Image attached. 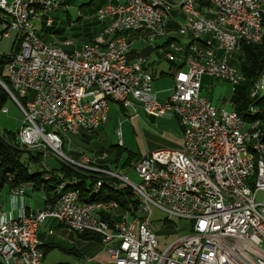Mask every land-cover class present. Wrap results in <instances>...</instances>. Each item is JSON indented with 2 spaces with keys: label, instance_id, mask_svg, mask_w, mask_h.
<instances>
[{
  "label": "built area",
  "instance_id": "obj_1",
  "mask_svg": "<svg viewBox=\"0 0 264 264\" xmlns=\"http://www.w3.org/2000/svg\"><path fill=\"white\" fill-rule=\"evenodd\" d=\"M63 1L44 0L35 18H28L27 0H0V42L15 36L13 51L0 53L7 60L0 85L24 113L17 143L41 153L45 177L57 178L53 200L40 209L27 198L28 184L10 188L12 210L0 202V264L4 258L21 264V254H28V264H44L39 231L47 223L99 236L114 264H264V201L257 202L264 192V118L255 103L264 99V72L251 87L248 120L234 100L245 81L239 66L243 46L264 40V0H201L220 16L222 30L210 20L185 19L173 33V10H192L191 0H110L96 14L105 23L97 48L51 51L38 26H52L51 13ZM107 34H114L113 42H106ZM151 38L167 40L161 53L176 64L175 87L166 100L155 91L149 56L134 52L136 40L150 44ZM165 45H176L177 54L165 53ZM200 57L211 58V66L200 64ZM206 77L232 85V97L222 99L225 107L203 94ZM110 102L135 113L134 103H143L149 116L173 112L179 119L181 149H157L131 162L128 171L139 174V184L113 169L107 152L74 159L63 150L60 127L71 135L92 133L107 120ZM210 117H219V124H210ZM118 138L122 143L121 131ZM50 156L96 180L92 193L120 181L138 200L137 212L126 209L125 218H117L116 203L81 205L79 188L63 192L64 184L77 186L79 180L48 167ZM213 175L222 176V192ZM152 206L168 220H189L190 232L167 236L162 246Z\"/></svg>",
  "mask_w": 264,
  "mask_h": 264
},
{
  "label": "rangeland",
  "instance_id": "obj_2",
  "mask_svg": "<svg viewBox=\"0 0 264 264\" xmlns=\"http://www.w3.org/2000/svg\"><path fill=\"white\" fill-rule=\"evenodd\" d=\"M89 1L90 0H72L68 3L66 9L64 7V0L60 8L51 13L53 23H55L54 20L56 21L55 25L53 24L55 28L54 31L45 34L43 32L42 23H39V34L44 37L41 38L43 40L45 39L48 45L62 49L64 51H75L77 48L81 47L84 43H86L84 41L85 39L74 37L72 28L79 25V23L84 24L86 22L95 20L97 13L93 15H86L87 9L80 8L82 4ZM80 15H85L82 18V22L77 21ZM94 39H96V37ZM67 41H70L71 43L66 44ZM163 41L164 40L161 38L149 39V42L153 46L160 44ZM14 42L15 36L3 39L0 42V53H11L13 51ZM77 43L82 44L77 45ZM149 58V64L154 71L158 72V74L161 73V71L166 72V74L162 78L159 76V78L156 80V84L157 82L165 80L160 85H167V87H165L167 88V90L173 85L175 87V80H173L172 76H170V69L172 67L174 68V66L171 65V62L165 56L159 55L157 52L151 53ZM205 81V84L209 85L210 88L205 86L203 88V94L209 96L213 104L218 106L219 108L225 107L224 103H222V99L225 100L232 97V85L220 79L212 77H206ZM3 105L8 108V112L0 111V131L9 138V135L11 134H18L23 124L24 113L11 96L7 97ZM135 107L138 113H135L133 109L130 108L127 110H122L116 102H111L109 119L105 124L100 126L98 131H94L87 135H84L86 134V132H81L79 135H71V133H68L66 135L62 134L64 140V152L74 159L81 158L82 154L88 155L90 157H97L102 154L100 153L101 147L110 155V158L113 159V156H115V154H111L108 150L115 151V145L120 144L118 140V132L121 131L123 139V144L121 145H123L127 150L121 160V165H123V163L129 156V152L146 155L150 152V148L152 145L160 143L158 146H170L169 144H173L180 137H182V133L180 132V130L167 125L165 122H163L164 119L162 120V118H152L145 113L144 108L139 104H136ZM230 108V106L227 107L228 110H230ZM169 116L170 115H167L165 119H168ZM149 136L151 137L149 138ZM15 140L17 141V137H15ZM157 149L160 148L153 149L152 151ZM46 164L48 167L58 168L61 165V162L54 156H50L46 160ZM30 168L31 170H33V166H31ZM112 168L118 170L120 173L127 174V176L134 183L139 184L141 182L139 174L134 170L128 171L129 169L117 168L116 164H113ZM39 170L45 171V167L41 166L39 167ZM11 177L12 176H9L10 180L12 179ZM119 187L122 186L119 185ZM4 193L2 197L3 203L5 204L4 209L6 211H10L13 208L11 196L9 194H6V191ZM44 196V191H31L27 195V198L29 201L33 202V205L35 207V205L43 204ZM261 201H264V192H260L257 195V202ZM152 211V222L158 228L159 235L161 237L166 238L167 236L171 235L182 236L190 232L189 220H182L179 218H172L168 220L167 214L155 206H152ZM161 237H159V239L162 240L161 244L162 246H164L167 242H169V240H164ZM61 244L67 248H71L73 246L69 243H66V241L62 242ZM99 260L104 261L105 264H113L112 261L108 259H102V257H100ZM64 262H69L71 264H80L81 259L78 256L69 254L59 248H55L49 251L46 258L44 259V264H58ZM87 264L95 263L93 262Z\"/></svg>",
  "mask_w": 264,
  "mask_h": 264
},
{
  "label": "trees",
  "instance_id": "obj_3",
  "mask_svg": "<svg viewBox=\"0 0 264 264\" xmlns=\"http://www.w3.org/2000/svg\"><path fill=\"white\" fill-rule=\"evenodd\" d=\"M70 1L72 0H65V6H63L66 9ZM109 2V0H90L89 2L82 4L80 8L87 9L86 15H93L96 14L100 8H102ZM83 16L85 15H80L77 21L82 22ZM54 22L56 23L55 20ZM55 23L53 24L55 25ZM53 24L48 28H43V32L47 34L48 32L54 31L55 28ZM104 25L105 23L95 18V20L91 22H86L84 24L79 23V25L72 28V32L74 34V37H80L82 39H85V42H95V40H98V37L96 36L103 30ZM40 36L44 38L41 34ZM95 37L96 39H94ZM82 43H77V45H80ZM239 58V66L245 76V81L238 88V94L235 95L234 100L238 104L237 110L239 115L248 120L249 114L247 112V107L252 102L250 98V90L255 81H257L261 74L264 72V40L258 44L244 45ZM6 61V58L0 57V75L2 74L1 66L5 64ZM3 80L7 82L6 78L4 77ZM8 96V93L0 85V107L4 106L3 104L5 103ZM255 103L261 107L263 111L261 117L264 118V99L255 100ZM117 104L121 107L122 110H127V108H125L122 104ZM87 134L90 133H86L84 135ZM15 137H17V134H11L8 138L0 131V197L6 186H8V188L10 189L15 186L18 187L27 183H32L34 185L35 191L45 192L47 199H45V202L52 201L54 198V190L56 188L57 178L53 177L51 180L46 179L45 173L39 170V167L41 166L42 162L41 153H34L30 150L24 149L17 143ZM115 147V151L108 150L111 154H115V156H113V159H111L110 155L108 154L107 160L111 167L113 164H116L117 168L129 169L131 162L142 156V154L140 153L129 152L127 160H125L123 165H121V160L127 150L121 144L115 145ZM100 151V153L106 152L101 147ZM30 166H34V169L31 170ZM54 170L59 173L61 172L65 177L72 179L77 178L79 180V183L76 187L79 188V190L81 191V196L83 200L116 201L120 205L122 211H126V209H128L137 212L138 210V200L136 199L132 190L128 187H119V185H121L120 181L114 180L112 182H105L103 184V187L100 189L99 193H92V187L96 180L92 179L91 176H88L83 172L77 171L63 163L58 168H54ZM9 176H12L11 180L9 179ZM52 227L53 223H47L43 225L40 229L48 233V229ZM73 234L77 235L78 238H81L83 240L91 241L96 246L103 247L101 238L95 234ZM40 248L44 252V258L47 256L49 251L55 248H59L69 254L78 255L80 253L77 249L78 247L67 248L61 243H53L52 241L41 243ZM58 264L71 263L64 262Z\"/></svg>",
  "mask_w": 264,
  "mask_h": 264
},
{
  "label": "crops",
  "instance_id": "obj_4",
  "mask_svg": "<svg viewBox=\"0 0 264 264\" xmlns=\"http://www.w3.org/2000/svg\"><path fill=\"white\" fill-rule=\"evenodd\" d=\"M171 1L179 2L180 0H171ZM184 23H185L184 15H182L181 11L178 8H175L173 10L172 20H171V23L169 25L170 31H172V33L175 32L179 28V26L184 24ZM131 38H133V39L138 38V34L132 33L131 34ZM166 42H167V40H164L162 43L153 46L151 43L150 44H144L142 41L136 40L134 52L135 53H143V54L148 55L149 57H150V54L153 53V52H157L159 55H162V53H160L161 52V46L166 44ZM149 60H150V58H149ZM171 65L174 66V68L172 67L170 69V76H172V78L174 80V73H175L176 64H173L171 62ZM149 69L154 73V76H155L154 88H155V91H156L158 97L161 100L168 99L171 96V94L173 93L174 85L167 90V88H165V87H167V85H165V86L164 85H160L165 80H163L161 82H157L158 85L156 84V80L159 78V76L162 78L166 74V72L165 71H161V73L158 74V72L153 70V68L150 66V64H149ZM205 83H206V81L204 80V85L206 86L207 84H205ZM170 91H171V93H170ZM139 109H141V108H139ZM167 115H170V116H169L168 119H165L167 117ZM167 115L165 117H160V118H162V120L164 119L163 122H165L167 125H170V126L176 128L177 130H180V132L182 133V130H181L180 125L178 123L179 119H178L177 115L174 114L173 112H169ZM152 118H154V117H152ZM150 137L151 136H149V138ZM118 140H119V138H118ZM119 143L123 144V139H122V143L120 142V140H119ZM182 143H183V136L180 137L173 144L167 143L170 146H166V147L158 146L160 143L152 145L151 148H150L151 149L150 152L153 149H156V148H160V149H162V148L181 149ZM50 168L54 169L55 167H50ZM33 169H34V166H33ZM27 184H28V187H27V193L28 194L31 191H35L34 190V185L32 183H27ZM9 190L10 189L7 186L4 188V190H3L2 194H1V197H0V202H3V198H2L3 197V193L6 191L7 192L6 194H9ZM45 199H46V195L44 196L43 204L35 205V209L42 208L44 206V204H45ZM32 205H33V202H32ZM51 230H53L52 234L49 233V229H48V233L44 232V230L40 229V231H39L40 242L43 243V242L52 241L53 243H59L60 244V243L66 241V243H69V244L73 245L71 248L78 247L77 249L79 250L80 253L78 255H76V254H73V255L78 256L81 259L80 264L93 263V262L95 264H105L104 261L99 260L100 257H102V259H105V260L108 259V260L113 262V260H111V258L109 256V253L104 249V247L96 246L91 241L83 240L81 238H78L77 235H74L73 233L69 232L65 227L60 226L59 224H53V227L51 228ZM161 238L164 239V240H167V239H165L163 237H161Z\"/></svg>",
  "mask_w": 264,
  "mask_h": 264
},
{
  "label": "bare ground",
  "instance_id": "obj_5",
  "mask_svg": "<svg viewBox=\"0 0 264 264\" xmlns=\"http://www.w3.org/2000/svg\"><path fill=\"white\" fill-rule=\"evenodd\" d=\"M191 5H192V10H195L196 13H194V11L191 10V6L189 5L180 6V11L182 15H184L185 19L210 20V22L213 23V25H219V30H222V23H220V16L213 15V7L204 6L201 0H191ZM43 7H44V0H27L25 4V11L27 12V17L35 18V10H37L38 8H43ZM113 41H114V34H107L106 42H113ZM70 43H71L70 41L66 42V44H70ZM87 46L88 48H97L98 40L97 41L95 40V42L94 41L86 42L79 48H86ZM46 47H50L51 51H64L62 49L52 47L48 45L47 43H46ZM165 53L177 54L176 45H165ZM200 64H203V66H211V58L200 57ZM217 68H222V61H217ZM136 104L141 105L145 111V105H143V103H134V110L137 111L135 107ZM0 109H5V106L0 107ZM109 111H110V108H108L107 120L109 119ZM107 120H100V126L105 124ZM210 124H219V117H210ZM68 133H71V131L68 130L67 127H60L61 137H62V134L66 135ZM46 179L50 180L49 177H46ZM213 183L215 185V188L218 191L222 192V176L213 175ZM18 188H25V185L18 186ZM75 191H76V181H69L63 185V192H75ZM89 203H108V204L116 203L117 218H125L126 211H122L120 208V205L116 201H88V200H83L82 196L80 195L81 205H88ZM20 262L21 264H28V254H21ZM2 264H14V262H12L11 258H4Z\"/></svg>",
  "mask_w": 264,
  "mask_h": 264
}]
</instances>
